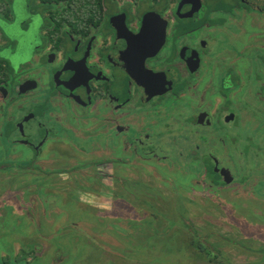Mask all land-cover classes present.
Masks as SVG:
<instances>
[{
    "label": "flooded vegetation",
    "instance_id": "1",
    "mask_svg": "<svg viewBox=\"0 0 264 264\" xmlns=\"http://www.w3.org/2000/svg\"><path fill=\"white\" fill-rule=\"evenodd\" d=\"M48 1L24 0L31 26L22 23L19 34L10 29L11 0L0 4V180L10 185L16 177H24L30 201L26 212L36 227L42 228L52 214L81 204L95 213L115 209L157 217L155 211L163 206L157 200L159 186L174 184L193 190L194 200L215 207L219 206L212 199L233 189L252 200L238 208L259 214L264 224L263 144H257L256 158L244 160L240 149L237 163L232 162L213 150V143L226 146L227 139L211 129L213 119L219 125L237 123L230 102L235 105L240 81L247 86L251 76L246 68L232 65L233 50L214 55L211 48L219 37L209 34L216 26L238 21L237 15L251 14L258 29H251V39L245 47H237L236 55L241 52L245 58L251 51L264 55V0H89L88 5ZM256 61L253 99L264 103V66ZM229 80L231 90L225 89ZM173 101L183 106L165 112ZM160 123L165 125L161 133L171 135V140L183 126L197 128L211 143L206 147L191 143L188 152L196 167L186 171V179L181 177L183 152L164 150L154 137ZM32 127L40 136L30 133ZM23 143L32 149L29 159L15 151ZM173 172L181 176L176 180ZM54 181L61 190L52 186ZM69 186L68 192L63 191ZM42 194L54 198L42 199ZM10 195L6 189L2 197ZM82 195L102 197L104 203L110 201L109 207L84 205ZM3 205L16 209L9 202ZM98 215L106 225L94 221L92 228L100 232L101 226L115 224V236L128 237L130 227L135 229L139 222L127 215L105 222L106 217ZM80 221L69 226L79 227L78 237L85 234L83 238L95 244L85 231L88 221ZM178 223L177 217L166 226ZM194 243L201 252L212 253L204 243L201 247L200 241ZM34 248L23 251L39 250L37 244ZM253 253L264 261V247ZM57 256L54 262L59 263L63 258L59 252ZM27 260L23 257L17 264L46 263L41 257ZM222 260L219 263L225 264Z\"/></svg>",
    "mask_w": 264,
    "mask_h": 264
},
{
    "label": "rangeland",
    "instance_id": "2",
    "mask_svg": "<svg viewBox=\"0 0 264 264\" xmlns=\"http://www.w3.org/2000/svg\"><path fill=\"white\" fill-rule=\"evenodd\" d=\"M251 1L259 2L260 0ZM237 18L238 21L225 25L223 28L216 26L209 32L212 37L214 35L217 36V39L219 37L218 42L211 48L213 54L218 55L221 50L227 53L233 50L232 65L246 68L251 76V81L247 86L243 84L246 81L243 83L240 81V92L236 95L235 105L232 102H230L231 105L229 104L239 117L237 123L219 125L213 119L214 123L211 128L220 131L219 136L227 139L226 146H222L225 144L219 142L213 143V150L216 153L224 154V159L228 155V160L236 163L238 150L241 149L238 154L241 153L244 160H249L251 156L257 157L258 143L263 144L261 146L264 147V109L262 110L264 103L254 100L252 93L257 83L258 63L255 62V59H259L260 64L264 66V62L261 61L264 55L259 52L254 53V51L247 53L245 58H241V52H239V56L236 55L237 47H245L251 39V29H258V26L255 27L257 21H253L251 14L246 17L237 15ZM241 70L246 73L245 69ZM259 76L262 77L263 74L259 72ZM229 81L226 82L225 89L231 90L233 83L231 80ZM229 93L227 91L223 94ZM205 99L209 101L206 95ZM184 100L186 101V99ZM222 101L225 102V100ZM180 103L173 101L171 104H167L165 112L169 109L181 108L183 105ZM164 126L163 123L157 126L159 133L154 137L158 138V142L161 143L164 150L173 154L177 153L176 155L180 154V151L183 152L186 163L181 171L185 174L183 176L175 172L172 174L176 176V180L178 175L186 179L188 178L186 171L191 173L196 167V160H193L188 152L191 143H205L204 147L211 143L205 141L203 137L207 135L203 136L197 128L183 126L179 127L175 135L172 136L176 140H171V135L161 133ZM30 133L40 136L36 127H32ZM200 138L202 140H199ZM15 151L26 156L27 159L32 157V153H30L32 149L30 150L25 143L16 145ZM195 152L192 154L195 155ZM42 178L44 179V177ZM42 178L41 181H43ZM16 179L10 185L3 182L2 179L0 180V264H2V259L6 263L8 261L11 264L16 263L18 257L23 258L21 253L24 248L33 250L36 244L39 250L33 251L27 258L29 260L32 257H41L46 261L45 264H216L222 259L225 264H260L261 262L264 264V261H260L256 253H253V250L258 252L264 247V224L259 214L252 210L241 211L238 208L239 205L246 206L252 200H245L242 194L235 193L233 189L231 192L225 191L219 199H212L213 204L219 206L215 207L203 204V199L194 200L190 196L193 190H186L176 184H174L175 188L172 185H160L157 193L159 199L157 200H160L163 206L155 211V214L158 213L157 217L146 211L121 212L114 209L111 212L95 213L85 211L88 209L82 204L80 208L71 205V209L52 214L43 222V227L38 229L29 216L30 212H26L30 201L27 196L29 191H24V177L20 176ZM49 179L51 178L48 177L46 181L49 182ZM54 183L55 181L51 185L61 190V185L57 186ZM21 187L23 189L18 194ZM69 188L71 186L63 191L68 192ZM6 189H10L11 192L7 198L2 197ZM57 189H55L56 192L59 191ZM43 197L45 199L49 197L50 201L54 198L45 197L42 194V199ZM63 198L67 202H71L69 196L63 195ZM81 199L83 202L80 203L84 205H105L108 208L110 203V201H107V204L104 203L106 200L102 197L94 198L89 195H82ZM6 202L15 204L16 209H4L3 204ZM167 213L169 216L166 215ZM98 214L101 217H106L105 222H117L119 217L124 219L125 215L135 216L139 222L135 229L130 227L128 237L118 233L115 236L114 228L117 227L115 224H109L110 227L101 226L100 232L92 228L94 221L106 225L102 224L103 221H98ZM115 217L118 219L115 220ZM177 217L179 218L178 225L175 227L166 226V221ZM83 219L88 221L89 226L86 224L85 231L90 233V237L96 241L95 244L91 239L83 238L86 236L85 234L82 235V238L78 237L80 235L77 230L79 227L69 226L72 222H81L80 220ZM78 225L80 226V224ZM152 239L157 242L154 246ZM196 241L204 243V247L212 253L201 252V249H197L196 243H194ZM89 244L96 246L91 247ZM58 252L59 256L63 258L59 263L54 262L58 258ZM218 255L220 258L217 257Z\"/></svg>",
    "mask_w": 264,
    "mask_h": 264
},
{
    "label": "clouds",
    "instance_id": "3",
    "mask_svg": "<svg viewBox=\"0 0 264 264\" xmlns=\"http://www.w3.org/2000/svg\"><path fill=\"white\" fill-rule=\"evenodd\" d=\"M11 32L19 34L22 31L21 24L31 26V21L28 19V13L24 11V0H11ZM11 35V33H9Z\"/></svg>",
    "mask_w": 264,
    "mask_h": 264
},
{
    "label": "trees",
    "instance_id": "4",
    "mask_svg": "<svg viewBox=\"0 0 264 264\" xmlns=\"http://www.w3.org/2000/svg\"><path fill=\"white\" fill-rule=\"evenodd\" d=\"M9 2L10 0H0V4H3V3H5V2ZM52 1H59V0H49L48 2H52ZM89 0H68V2H69V4H72V5H80V4H82V2H84V4H86V5H88L89 3H86V2H88ZM199 244V246L201 247L202 246V243H198ZM21 254H23V256L22 257H27V256H29V254L28 253H26V252H24V251H22V253ZM21 257H18L17 259H16V263L17 262H19L20 263V261H21ZM2 261V264H11L9 261L6 263L3 259L1 260ZM216 264H222L221 262L219 263V262H217Z\"/></svg>",
    "mask_w": 264,
    "mask_h": 264
},
{
    "label": "water",
    "instance_id": "5",
    "mask_svg": "<svg viewBox=\"0 0 264 264\" xmlns=\"http://www.w3.org/2000/svg\"><path fill=\"white\" fill-rule=\"evenodd\" d=\"M184 1V0H183ZM149 17V16H148ZM161 47V44H159V47L158 48H160ZM156 52V51H155ZM223 173V172H222Z\"/></svg>",
    "mask_w": 264,
    "mask_h": 264
}]
</instances>
